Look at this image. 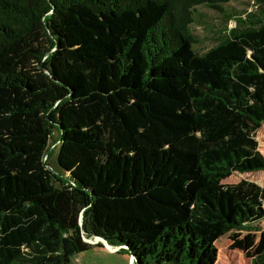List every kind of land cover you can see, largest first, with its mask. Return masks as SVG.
Segmentation results:
<instances>
[{
  "label": "trees",
  "instance_id": "16d2710c",
  "mask_svg": "<svg viewBox=\"0 0 264 264\" xmlns=\"http://www.w3.org/2000/svg\"><path fill=\"white\" fill-rule=\"evenodd\" d=\"M235 1L0 0V264H68L94 237L216 264L257 231L264 187L223 183L264 171V0ZM199 7L223 28L203 52Z\"/></svg>",
  "mask_w": 264,
  "mask_h": 264
},
{
  "label": "rangeland",
  "instance_id": "374dc122",
  "mask_svg": "<svg viewBox=\"0 0 264 264\" xmlns=\"http://www.w3.org/2000/svg\"><path fill=\"white\" fill-rule=\"evenodd\" d=\"M251 2L252 0H237L231 2L225 9L244 11V9L249 8V3ZM196 10L199 15H197V23L192 26L191 32L198 41L195 49L198 52H203L215 42L216 32L222 31L223 28L220 19L217 17V13L203 9L202 7ZM233 26L234 24L230 21L229 27ZM255 138L259 145L258 149L264 156V124L259 132H256ZM57 155V150H54L49 156L48 161L49 165L55 170L58 169ZM239 181H251L264 187V171L243 175L234 173L228 179H225L223 183L231 185ZM260 225H264V219L260 222ZM261 227L258 225V229L255 232H260ZM256 233L253 231H232L223 235L215 244L218 251L216 264H250L252 257L259 254L261 248L264 246L263 235ZM130 258L124 251L112 253L103 244L101 246L93 244L85 252L70 257L68 264H129Z\"/></svg>",
  "mask_w": 264,
  "mask_h": 264
},
{
  "label": "water",
  "instance_id": "95a60500",
  "mask_svg": "<svg viewBox=\"0 0 264 264\" xmlns=\"http://www.w3.org/2000/svg\"><path fill=\"white\" fill-rule=\"evenodd\" d=\"M85 242L87 243V244H90V245H93V244H97V243H101V244H103L108 250H110V252H112V253H117L119 250H120V248H123L122 246H120V247H111L109 244H108V242L107 241H105V240H103V239H101V238H96V237H94V238H92V239H89V240H86L85 239ZM133 257H131L129 260V264H134V262H133Z\"/></svg>",
  "mask_w": 264,
  "mask_h": 264
},
{
  "label": "crops",
  "instance_id": "0c3cea01",
  "mask_svg": "<svg viewBox=\"0 0 264 264\" xmlns=\"http://www.w3.org/2000/svg\"><path fill=\"white\" fill-rule=\"evenodd\" d=\"M261 226H262V227H261ZM259 227L262 228V229H260V232H257V233L254 232V231H253V232L256 233V234L260 233L261 235H263V233H264V225H260V224H259ZM263 248H264V246H263ZM261 251H262V248H261ZM261 251L259 252V254L261 253ZM259 254H257V255H259ZM257 255H256V256H257ZM256 256H255V257H256ZM255 257L253 256L252 259L255 258ZM251 262H252V260H251ZM251 262H250V264H251Z\"/></svg>",
  "mask_w": 264,
  "mask_h": 264
}]
</instances>
